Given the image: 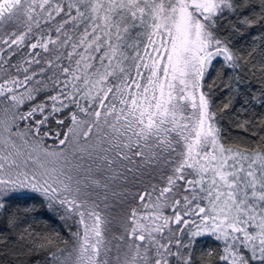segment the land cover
Returning a JSON list of instances; mask_svg holds the SVG:
<instances>
[{"label":"snow or ice","instance_id":"6c2138e0","mask_svg":"<svg viewBox=\"0 0 264 264\" xmlns=\"http://www.w3.org/2000/svg\"><path fill=\"white\" fill-rule=\"evenodd\" d=\"M0 264H264V0H0Z\"/></svg>","mask_w":264,"mask_h":264},{"label":"trees","instance_id":"16d2710c","mask_svg":"<svg viewBox=\"0 0 264 264\" xmlns=\"http://www.w3.org/2000/svg\"><path fill=\"white\" fill-rule=\"evenodd\" d=\"M214 75V74H213ZM223 102V97L220 98V100L218 101V103H222ZM235 131V130H234Z\"/></svg>","mask_w":264,"mask_h":264}]
</instances>
